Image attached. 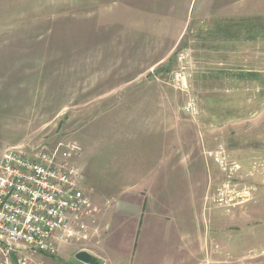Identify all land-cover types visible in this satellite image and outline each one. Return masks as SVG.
I'll use <instances>...</instances> for the list:
<instances>
[{
    "label": "rangeland",
    "instance_id": "1",
    "mask_svg": "<svg viewBox=\"0 0 264 264\" xmlns=\"http://www.w3.org/2000/svg\"><path fill=\"white\" fill-rule=\"evenodd\" d=\"M60 142L97 213L32 264H264V0H0V150Z\"/></svg>",
    "mask_w": 264,
    "mask_h": 264
},
{
    "label": "built area",
    "instance_id": "2",
    "mask_svg": "<svg viewBox=\"0 0 264 264\" xmlns=\"http://www.w3.org/2000/svg\"><path fill=\"white\" fill-rule=\"evenodd\" d=\"M187 79L179 71L174 86L185 91ZM182 110L195 117V99ZM214 155L224 165L222 149ZM80 156L73 142L0 150V264H32L35 255L54 256L61 243L86 233L97 210L82 188Z\"/></svg>",
    "mask_w": 264,
    "mask_h": 264
},
{
    "label": "water",
    "instance_id": "3",
    "mask_svg": "<svg viewBox=\"0 0 264 264\" xmlns=\"http://www.w3.org/2000/svg\"><path fill=\"white\" fill-rule=\"evenodd\" d=\"M74 257L75 260L83 264H99L97 260L86 251H80L75 254Z\"/></svg>",
    "mask_w": 264,
    "mask_h": 264
},
{
    "label": "crops",
    "instance_id": "4",
    "mask_svg": "<svg viewBox=\"0 0 264 264\" xmlns=\"http://www.w3.org/2000/svg\"><path fill=\"white\" fill-rule=\"evenodd\" d=\"M152 183V182H151ZM151 183H149V184H146L145 186H143V188H147L146 190H148L147 191V194H143L144 195V197H147V196H151V193L150 192H153L152 193V195H156L155 194V190L154 189H152V188H155V187H159V183L158 184H151ZM145 191V190H144ZM144 191L142 192V193H144Z\"/></svg>",
    "mask_w": 264,
    "mask_h": 264
}]
</instances>
